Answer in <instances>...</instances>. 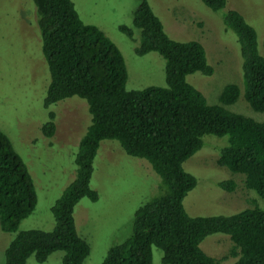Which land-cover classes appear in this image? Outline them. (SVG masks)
<instances>
[{"label":"trees","instance_id":"trees-1","mask_svg":"<svg viewBox=\"0 0 264 264\" xmlns=\"http://www.w3.org/2000/svg\"><path fill=\"white\" fill-rule=\"evenodd\" d=\"M30 1L49 76L43 106L78 96L86 101L90 116L74 157L75 176L50 207L54 226L17 232L1 264H25L30 255L43 262L56 250L63 251L60 264L83 263L90 247L76 230L73 209L82 197L98 198L89 183L103 140L117 141L127 155L145 159L160 186L158 194L136 208L130 232L108 247L101 264H153L154 247L161 251L156 264H216L199 246L212 233L227 234L238 248L231 264H264V205L206 216H191L183 206L184 196L196 184L183 162L201 148L205 134L228 136L217 164L243 174L245 187L264 201V121L224 107L239 97L236 83H226L218 102L211 104L187 82L190 73H213L202 43L170 38L148 1L137 0L132 24L139 30V40L134 51L137 55L154 51L163 58L166 85L127 89L121 50L98 26L80 18L72 0ZM202 2L220 10L226 0ZM222 20L239 46L243 98L251 109L263 112L264 37L258 44L254 27L235 9L225 11ZM118 28L132 38L131 27ZM55 116L49 110L40 126L47 138L55 131ZM234 185L231 179L219 183L228 191ZM36 200L26 164L0 129L1 230L15 231Z\"/></svg>","mask_w":264,"mask_h":264},{"label":"rangeland","instance_id":"rangeland-1","mask_svg":"<svg viewBox=\"0 0 264 264\" xmlns=\"http://www.w3.org/2000/svg\"><path fill=\"white\" fill-rule=\"evenodd\" d=\"M163 24L167 35L178 41L197 40L213 66L209 76L193 72L186 76L205 96L217 103L226 83L240 88L237 100L224 107L264 121V111H254L244 100L241 57L235 34L225 28L222 15L228 9L239 11L255 31L258 44L264 37V0H226L220 10H212L202 0H147ZM80 18L98 26L121 50L127 68V89L148 85L165 86L164 60L154 51L137 55L134 51L139 30L132 24L137 0H72ZM29 0H0V129L10 138L32 177L37 200L33 211L15 231L0 228V264L4 250L17 232L27 229L51 230V205L75 176L74 157L78 142L89 122L87 103L70 96L45 108L43 98L48 71L35 32V14ZM34 9V8H33ZM132 28L129 38L120 25ZM235 36V37H234ZM49 110L55 112V131L47 138L40 131ZM199 150L183 162V168L196 178L195 186L183 198L191 216L232 214L246 207H263L255 190L244 185V175L217 164L219 149L228 136L205 134ZM231 179V191L219 183ZM90 187L98 198L82 197L74 206L75 227L90 247L82 264H101L108 247L120 243L130 232L134 211L158 194L159 176L143 158L127 155L114 140L101 141L93 161ZM255 203V204H254ZM216 259L231 264L239 250L227 234L212 233L199 243ZM153 264L161 251L152 249ZM63 251L50 253L43 262L30 255L25 264H60Z\"/></svg>","mask_w":264,"mask_h":264}]
</instances>
